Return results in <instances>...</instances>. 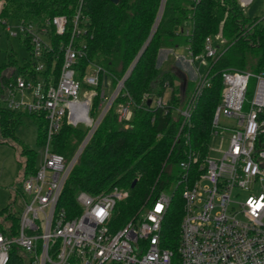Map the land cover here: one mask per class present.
Masks as SVG:
<instances>
[{
    "label": "built area",
    "instance_id": "1",
    "mask_svg": "<svg viewBox=\"0 0 264 264\" xmlns=\"http://www.w3.org/2000/svg\"><path fill=\"white\" fill-rule=\"evenodd\" d=\"M193 7L201 0H191ZM167 0H161L152 36L163 17ZM240 7H251L256 0H237ZM5 2H0V11ZM71 29V40L63 50V65L56 84L34 81L29 74L18 75L5 88L3 100L12 110L43 114L47 121L41 160L35 173L22 181L25 209L19 213V228L13 233L6 225L0 230V264H9L11 251L18 247L21 264H264V74L227 70L222 103L213 117V131L206 151L191 146L192 113L205 87L201 75L187 105L178 108L182 117L177 138L186 139L185 158L179 162L175 183L163 190L149 205L127 223L117 219L118 203L126 196L119 187L92 196L77 194L81 212L69 218L59 200L65 183L109 109L125 87L130 71L93 113L97 91H83L78 79L77 61L86 57V45H77L82 30L78 13ZM55 34L63 36L69 28L66 16L49 23ZM9 38L28 41L36 71L45 69L46 53L52 51L47 29L25 22L3 21ZM189 51V49H188ZM213 40L206 39L205 55L193 57L207 66V58L216 56ZM84 82L97 87L104 71L94 65ZM107 83V79L104 80ZM157 108L168 106L165 97L152 101ZM130 98L117 106L118 121L127 126L133 116ZM224 119V121L222 120ZM84 127L87 134L73 157L53 151L52 142L63 123ZM228 139L225 149L211 146L213 139ZM220 156H213V152ZM181 186L184 213L181 221L179 259L164 246L163 222L175 190ZM235 189L247 192L244 200L233 198ZM239 194V193H238Z\"/></svg>",
    "mask_w": 264,
    "mask_h": 264
},
{
    "label": "trees",
    "instance_id": "2",
    "mask_svg": "<svg viewBox=\"0 0 264 264\" xmlns=\"http://www.w3.org/2000/svg\"><path fill=\"white\" fill-rule=\"evenodd\" d=\"M1 1L5 6L0 11V31L3 21L34 24L47 29V41L52 47V51L46 53L45 69L41 72L36 71L30 44L25 40H20V44L30 52L28 58H20L13 50L8 51L0 63V130L3 136L16 138V130L30 116L36 125L37 143H44L47 133L44 115L9 109L3 94L5 88L15 82L16 76L26 73L34 81L57 83L63 65L62 48L71 40V22L78 13L82 34L76 44L86 45V57L77 61L76 68L83 91H97L93 113L101 104V90L112 91L131 70L123 91L84 148L65 183L59 205L66 209L69 218L81 212L77 201L80 191L97 196L116 186L127 193L117 207L116 217L123 225L178 178L179 162L185 158L188 147L183 136L176 140L182 122L178 108L187 105L190 95L186 93L194 84L186 80L184 87L178 69H161L159 56L162 50H177L187 45L193 57L204 56L206 39L213 40L217 53L213 58H207L205 73L210 87H205L199 97L192 113V127L188 128L191 146L203 152L211 140L216 109L223 100V73L236 70L264 74V17H249L237 0H201L194 7L191 0H167L153 36L161 0H119L118 4L112 0ZM56 16L68 18L69 28L63 36L55 34L49 26ZM94 65L105 73L97 87L84 82ZM166 94L169 95L166 108L153 106L154 99ZM130 98L135 104L133 116L126 126L118 121L117 106ZM86 134L84 127H73L65 122L53 139L52 149L69 161ZM21 146V153L25 156L22 178L14 186L20 195L23 179L38 168L39 155L29 144ZM183 213L184 201L181 186H178L162 228L164 246L174 251L175 260L179 259ZM6 225L12 227L13 233L19 228V212L12 209V202L0 209V230ZM21 263L22 254L18 247H14L9 264Z\"/></svg>",
    "mask_w": 264,
    "mask_h": 264
},
{
    "label": "rangeland",
    "instance_id": "3",
    "mask_svg": "<svg viewBox=\"0 0 264 264\" xmlns=\"http://www.w3.org/2000/svg\"><path fill=\"white\" fill-rule=\"evenodd\" d=\"M246 15L249 17H264V0H256L255 4L251 7H241ZM188 46L184 45L177 49L179 59L167 51H161L159 58V66L162 70L181 69L187 74L189 80L194 85L192 90L197 86L201 75L206 73V65L202 60H196L193 62ZM15 51L20 58H28L30 52L27 48L20 44L19 39L8 38L5 30L1 28L0 31V63L5 58L8 51ZM185 64V65H184ZM186 65L189 67L187 68ZM93 73V70H89L87 74ZM108 95L111 90L108 91ZM190 93V95H191ZM224 121V119H222ZM36 125L30 116H27L24 122L16 130V138L13 136H3L0 130V209L6 204L12 202V209L22 213L25 209L24 197L17 194L13 189V186L19 182L22 177V162L25 160V156L21 153V145L29 144L35 148L38 152V162L41 160V153L44 151V147L37 143L36 140ZM211 146L214 148L225 149L228 146V139L222 143L220 137L213 139ZM221 153L213 152V156H220ZM239 193V194H238ZM247 192L235 189L233 198L242 201L246 198Z\"/></svg>",
    "mask_w": 264,
    "mask_h": 264
},
{
    "label": "crops",
    "instance_id": "4",
    "mask_svg": "<svg viewBox=\"0 0 264 264\" xmlns=\"http://www.w3.org/2000/svg\"><path fill=\"white\" fill-rule=\"evenodd\" d=\"M163 51H167L168 53H171L172 52V54L173 55H175L178 59H179V56H178V54H177V50H171V49H164V50H162V52ZM161 52V53H162ZM185 65V64H184ZM186 67L187 68H189L187 65H186ZM206 70H207V67H206ZM177 73H179V75L181 76L180 78H181V83H182V85H184V87H186V83H185V81L186 80H188V81H190V83H193L191 80H189V78L187 77V74L186 73H184L183 71H181V69H179V72H177ZM194 84V83H193ZM183 92H185V89H183L182 90ZM190 93H191V91H187V93H186V95L188 96V95H190ZM168 94H166V96H165V98L166 99H168ZM22 178V177H21ZM21 180V179H20ZM15 186V185H14ZM14 186H13V189H14ZM5 206H7V204L5 205ZM4 206V207H5ZM3 207V208H4ZM2 209V208H1Z\"/></svg>",
    "mask_w": 264,
    "mask_h": 264
},
{
    "label": "water",
    "instance_id": "5",
    "mask_svg": "<svg viewBox=\"0 0 264 264\" xmlns=\"http://www.w3.org/2000/svg\"><path fill=\"white\" fill-rule=\"evenodd\" d=\"M112 2L114 4H118L119 3V0H112ZM150 104H151V99L148 100V105H150ZM135 183H136V181L133 182V186L135 185Z\"/></svg>",
    "mask_w": 264,
    "mask_h": 264
}]
</instances>
